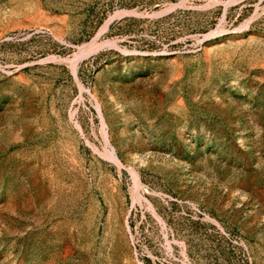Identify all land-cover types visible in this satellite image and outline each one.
Listing matches in <instances>:
<instances>
[{
	"label": "rangeland",
	"instance_id": "1",
	"mask_svg": "<svg viewBox=\"0 0 264 264\" xmlns=\"http://www.w3.org/2000/svg\"><path fill=\"white\" fill-rule=\"evenodd\" d=\"M0 264H264V0H0Z\"/></svg>",
	"mask_w": 264,
	"mask_h": 264
},
{
	"label": "bare ground",
	"instance_id": "2",
	"mask_svg": "<svg viewBox=\"0 0 264 264\" xmlns=\"http://www.w3.org/2000/svg\"><path fill=\"white\" fill-rule=\"evenodd\" d=\"M113 155H114V154H113ZM135 179H136V181L138 180L136 176H135ZM137 182H138V181H137ZM137 188H138V187H137ZM137 192H138V191H137ZM137 197H138V196H137Z\"/></svg>",
	"mask_w": 264,
	"mask_h": 264
}]
</instances>
